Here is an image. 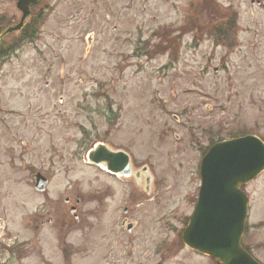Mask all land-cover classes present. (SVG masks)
Wrapping results in <instances>:
<instances>
[{
    "label": "rangeland",
    "instance_id": "374dc122",
    "mask_svg": "<svg viewBox=\"0 0 264 264\" xmlns=\"http://www.w3.org/2000/svg\"><path fill=\"white\" fill-rule=\"evenodd\" d=\"M39 8L36 38L0 60V264H214L181 233L211 138L264 139V0H43ZM16 10V0H0V15ZM214 25L236 46L211 38ZM99 142L129 153L134 171L147 168L148 194L144 183L88 163ZM38 171L49 178L44 193L33 189ZM245 190L243 243L264 264V173ZM66 196L84 198L79 222ZM123 218L135 223L131 232Z\"/></svg>",
    "mask_w": 264,
    "mask_h": 264
},
{
    "label": "water",
    "instance_id": "95a60500",
    "mask_svg": "<svg viewBox=\"0 0 264 264\" xmlns=\"http://www.w3.org/2000/svg\"><path fill=\"white\" fill-rule=\"evenodd\" d=\"M40 0H18L23 12L20 22L7 30L21 29L29 15V7ZM88 161L105 165L115 174L131 175L129 157L97 144ZM264 171V142L253 135L222 140L215 143L201 162V187L194 212L183 231L182 240L189 248L209 255L217 264H260L241 246L249 200L243 187ZM142 172H147L143 169ZM140 172L136 173L138 178ZM36 191H44L47 178L33 176ZM80 200L76 201L79 204ZM75 207L71 208L74 212ZM51 221V219H49ZM130 228V227H129Z\"/></svg>",
    "mask_w": 264,
    "mask_h": 264
},
{
    "label": "trees",
    "instance_id": "16d2710c",
    "mask_svg": "<svg viewBox=\"0 0 264 264\" xmlns=\"http://www.w3.org/2000/svg\"><path fill=\"white\" fill-rule=\"evenodd\" d=\"M3 21L0 19V25ZM34 25L30 30L27 31V28L22 33V39L23 40H33L36 37L38 27L41 23L40 20L33 21ZM215 28L212 29V31H209V35L211 38L216 39L217 43L224 45L227 48H233L236 44L233 40V34L229 35L224 31V28L221 25H214ZM218 37L221 38V40L218 39ZM2 52L1 54H6L7 50L5 51V46H2ZM0 47V48H2ZM218 140V139H217ZM211 141H216L214 137L211 138Z\"/></svg>",
    "mask_w": 264,
    "mask_h": 264
},
{
    "label": "flooded vegetation",
    "instance_id": "af4514ba",
    "mask_svg": "<svg viewBox=\"0 0 264 264\" xmlns=\"http://www.w3.org/2000/svg\"><path fill=\"white\" fill-rule=\"evenodd\" d=\"M256 1V0H255ZM40 7V4H38L37 6H35V7H31V14H30V16L28 17V19L26 20V23L28 22V20L29 19H32V18H39V17H43V15L45 14V10L44 9H42V8H39ZM37 8H39V10H36ZM36 10V11H35ZM21 15H22V13L17 9L16 10V12L14 13V14H12V17H10L6 12L4 13V14H1V16L4 18V22L3 23H1V27L2 26H5L6 24H7V22L10 20V21H13V23H10V24H8L7 26H5V29L6 28H8V27H10V26H13V25H15V23H17L18 21H19V19L21 18ZM4 29V30H5ZM4 30H2L1 32H0V35L1 34H3V32H4ZM46 85H48V84H46ZM63 103V101H61L60 102V104H62ZM107 174H109L110 176H114V175H112V174H110V173H107ZM114 177H116V176H114ZM128 178H131V177H128ZM142 184V183H141ZM77 197V196H76ZM83 199L84 198H82V202H83ZM74 200L75 199H72V198H70L69 197V201L65 204V205H67L68 206V210L70 209V207L73 205V202H74ZM82 202L80 203V205L82 204ZM79 205V206H80ZM75 213L77 214L78 213V209L75 211ZM74 213V214H75ZM70 214V213H69ZM75 218V217H74ZM80 218V217H79ZM125 220V218L123 219V221ZM80 220H77V222H79ZM123 221H122V225H124V223H123ZM65 225V227H66V229L69 227V223H66V222H63L62 223V225Z\"/></svg>",
    "mask_w": 264,
    "mask_h": 264
}]
</instances>
